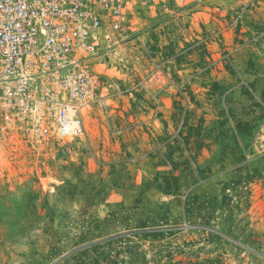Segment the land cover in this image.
<instances>
[{
	"label": "rangeland",
	"instance_id": "obj_1",
	"mask_svg": "<svg viewBox=\"0 0 264 264\" xmlns=\"http://www.w3.org/2000/svg\"><path fill=\"white\" fill-rule=\"evenodd\" d=\"M93 62L82 132L0 181V264H264V0L135 11Z\"/></svg>",
	"mask_w": 264,
	"mask_h": 264
},
{
	"label": "built area",
	"instance_id": "obj_2",
	"mask_svg": "<svg viewBox=\"0 0 264 264\" xmlns=\"http://www.w3.org/2000/svg\"><path fill=\"white\" fill-rule=\"evenodd\" d=\"M184 1L0 0V181L28 151L41 161L54 141L82 132L102 93L93 69L102 38L135 11L166 15Z\"/></svg>",
	"mask_w": 264,
	"mask_h": 264
},
{
	"label": "water",
	"instance_id": "obj_3",
	"mask_svg": "<svg viewBox=\"0 0 264 264\" xmlns=\"http://www.w3.org/2000/svg\"><path fill=\"white\" fill-rule=\"evenodd\" d=\"M66 255H67V254H66ZM66 255H65V256H66ZM65 256H64V257H65Z\"/></svg>",
	"mask_w": 264,
	"mask_h": 264
}]
</instances>
